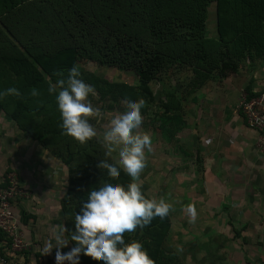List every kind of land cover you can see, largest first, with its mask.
Wrapping results in <instances>:
<instances>
[{
    "label": "rangeland",
    "instance_id": "rangeland-1",
    "mask_svg": "<svg viewBox=\"0 0 264 264\" xmlns=\"http://www.w3.org/2000/svg\"><path fill=\"white\" fill-rule=\"evenodd\" d=\"M22 1L24 3L19 6L21 8L17 10L18 15L16 17L11 15V21L6 22L0 18V57L2 53L4 55L13 51L28 56L29 53L37 54L45 51L44 49L49 47L51 38H53L51 0ZM30 2L40 5L41 10L32 9L30 15L31 8L26 6ZM205 14V34L209 38H217L214 0L207 1ZM23 18L27 19L24 21ZM71 39L75 52L74 65L80 71V78L95 88L96 95L89 96V99L93 106L101 111V116L90 118V123L97 133L95 137L80 143L65 134L60 127L62 121L56 101L53 104L44 105L37 98L32 99L27 94L25 95L29 110L20 121L29 126L30 131L29 128H22L13 122L7 114L12 108L13 95H6L0 99L2 106H0V115H6L8 120L14 124V129L19 136L18 140L23 144L32 143L31 148L38 153L35 160L38 161L40 173L38 178L44 183L41 189L45 192L42 191V194L46 198L49 197L51 201V223L56 222L59 227L74 224L75 215L69 214L66 208L73 207L76 212H79L82 202L87 199V193L92 187L107 180H113L124 186L131 182L132 178L122 169L118 176L111 177L106 169L99 168L97 165L100 160L112 163L118 161V151H108V146L103 139L104 132L109 126L110 119L124 108L123 102L127 98L140 99L133 94L134 90H130V88L136 89L138 84L137 75L133 70L98 65L87 59V48L81 37L74 36ZM8 45L10 50L6 49ZM261 49L260 53H254L252 57L244 56L239 61L236 72L225 78L213 76L203 85H190V70L180 66H173L162 73L160 79L150 82L154 101L151 103L145 101L141 109L143 121L138 131L150 136L151 151L146 150V167L141 172L137 183L141 185V191L146 198L157 201L163 199L172 205L166 215L169 228L161 242L163 251L169 256L165 264H264L263 261L257 260L256 250L260 247L255 246L256 244L244 247L241 245L226 246L225 238L218 235L216 239L210 240L208 233L215 234L213 229L205 230L202 227L207 225L205 221L208 217H214V214H203L201 218L202 214L198 213V209L193 206L197 204L195 202L197 198L192 195V191L198 187V184H201L198 171L202 167L200 160L196 157L200 134L210 122L209 120L213 121L215 114L219 112L218 108L233 105V94L236 96L234 98H237L236 107H234L237 110L242 93L245 92V86L253 82V75L264 74V47ZM0 64L7 69L10 68L5 55L3 59H0ZM7 69L6 71L10 72ZM67 72L68 69L62 73L67 76ZM91 74L111 84L109 88L111 92L121 91L123 84L128 88L123 96H114L111 92L103 94L94 84L95 80L93 81ZM57 77L59 76L55 74L52 79L48 78L46 86L54 84ZM1 78L0 84L4 83L5 88L0 87V91L9 88L4 82V77ZM12 80H15L14 75ZM231 83L234 84V89ZM260 84L261 82L258 83ZM40 89L43 91L45 86H40ZM167 90L181 99V110L179 111L181 116L163 115L160 103L165 99ZM162 126L167 127L168 131L163 130ZM54 150L62 155L69 151L73 153L69 166L64 165ZM12 173L14 172H10ZM14 175L19 180L15 173ZM23 189L27 192L25 188ZM189 207L195 211L194 218ZM54 231H51L52 236ZM138 231L142 233V229L138 230V228L127 233L133 235ZM228 253V257H232L233 260L226 261L225 254ZM235 254L238 257L236 260H234Z\"/></svg>",
    "mask_w": 264,
    "mask_h": 264
},
{
    "label": "trees",
    "instance_id": "trees-1",
    "mask_svg": "<svg viewBox=\"0 0 264 264\" xmlns=\"http://www.w3.org/2000/svg\"><path fill=\"white\" fill-rule=\"evenodd\" d=\"M207 1L51 0L53 38L49 47L37 54L29 53V56L17 51L4 54L10 68L0 64V78L4 77L8 87H15L21 93L20 96L13 95L12 108L6 113L13 122L31 131L29 126L20 121L29 110L24 97L27 94L32 99L37 98L44 105L55 102V94L48 93L46 81L74 65L75 52L71 39L74 36L83 39L87 59L98 65L133 70L138 84L136 89L130 90H134L133 94L137 98H143L149 103L154 101L150 82L160 79L162 73L173 66L190 70L189 84L192 86L203 85L213 76H229L238 70V63L244 56L252 57L264 47V0H214L217 38H209L205 34ZM23 3L22 0H0V18L6 22L11 21V15L16 17ZM26 6L31 8L30 15L32 9L41 10V6L36 3L30 2ZM10 31L14 34L11 28ZM6 49L10 50V46H6ZM4 55L2 53L0 59ZM13 75L15 80H12ZM91 76L103 94L111 92V84L96 75ZM40 86H45V89L42 91ZM0 87L5 88L4 83ZM32 88H36L40 94L32 96ZM127 88L123 84L121 91L111 93L123 96ZM245 91L248 96L255 94L251 82L245 86ZM164 97L160 103L163 115L181 116V99L169 90ZM162 128L168 131L167 127ZM54 152L64 165L69 166L72 152L65 155L56 150ZM7 183L5 174L0 189L6 187ZM66 211L71 215L76 214L73 207L66 208ZM65 228L73 231L74 224H67ZM168 228L166 216H157L142 228V233L138 231L128 235L125 232L123 237L125 243L134 240L141 242L155 264H165L169 256L163 251L161 242ZM70 244L75 246L73 241ZM79 264L104 262L81 254Z\"/></svg>",
    "mask_w": 264,
    "mask_h": 264
},
{
    "label": "crops",
    "instance_id": "crops-1",
    "mask_svg": "<svg viewBox=\"0 0 264 264\" xmlns=\"http://www.w3.org/2000/svg\"><path fill=\"white\" fill-rule=\"evenodd\" d=\"M263 78L264 74L253 75V90ZM232 97L233 105L218 108L213 121L209 120L200 134L196 157L198 155L202 167L198 171L201 184L192 191L197 198L193 206L202 214L201 218L203 214H214L202 227L213 229L215 234L208 233L210 240L218 235L225 238L226 246L256 244L260 247L256 250L257 260L264 262V155L258 156L256 133L234 108L237 98L234 94ZM17 135L14 124L6 115H0V184L4 183V175L13 171L27 190L13 206L30 244L24 264H55L56 249L50 254H44V249L49 241L54 243L51 231L57 230L59 225L51 223V201L42 194L44 183L38 178L40 173L35 160L38 153L31 148L32 143H21ZM71 247L69 242L61 251L67 252ZM236 254L234 260L238 258ZM225 256L226 261L233 260L231 255L228 257L229 253Z\"/></svg>",
    "mask_w": 264,
    "mask_h": 264
},
{
    "label": "clouds",
    "instance_id": "clouds-1",
    "mask_svg": "<svg viewBox=\"0 0 264 264\" xmlns=\"http://www.w3.org/2000/svg\"><path fill=\"white\" fill-rule=\"evenodd\" d=\"M76 65L68 69L67 76L59 73V78L48 87V93L55 94V101L60 112L63 132L80 143L96 136V130L90 118L101 116L98 107L93 106L89 96H95V88L80 78ZM30 94L38 96L36 88ZM6 95L20 96L15 87L0 91V99ZM124 108L109 121L103 139L108 151H118L115 163L100 160L99 168H104L111 177L118 176L121 169L130 176L131 182L124 186L113 180H107L87 193L74 217V230L59 227L44 249V254L55 251V264H79L80 255L95 257L104 264H155L141 242L125 243L123 234L148 226L154 217H165L172 205L163 199H148L141 191L137 180L146 167V150L151 151V138L141 134L143 121L141 109L145 100L127 98ZM193 218L195 211L189 207ZM68 233V235H66ZM75 246L69 251L61 249L69 242Z\"/></svg>",
    "mask_w": 264,
    "mask_h": 264
},
{
    "label": "built area",
    "instance_id": "built-area-1",
    "mask_svg": "<svg viewBox=\"0 0 264 264\" xmlns=\"http://www.w3.org/2000/svg\"><path fill=\"white\" fill-rule=\"evenodd\" d=\"M254 92L252 96H248L246 91L242 93L237 111L242 115L247 126L255 131V145L258 156L262 157L264 155V78ZM9 174L6 176L8 185L0 189V264H24V257L30 249V244L24 236L13 206L15 201L23 197L26 192L14 173Z\"/></svg>",
    "mask_w": 264,
    "mask_h": 264
}]
</instances>
